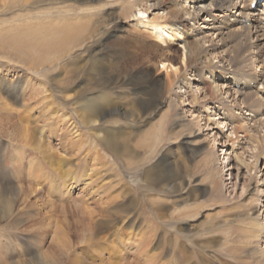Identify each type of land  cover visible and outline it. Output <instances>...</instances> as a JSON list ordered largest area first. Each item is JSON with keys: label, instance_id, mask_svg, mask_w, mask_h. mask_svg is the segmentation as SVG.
Listing matches in <instances>:
<instances>
[{"label": "rangeland", "instance_id": "obj_1", "mask_svg": "<svg viewBox=\"0 0 264 264\" xmlns=\"http://www.w3.org/2000/svg\"><path fill=\"white\" fill-rule=\"evenodd\" d=\"M173 1L160 0L166 10L170 9ZM7 5L6 0H0V34L6 31L8 34L13 32L9 29L16 24L11 21L15 15L25 17L46 8L42 3L38 8L30 5L22 10H8ZM116 5L113 3L102 8L100 17H107L109 8L113 11ZM250 8L244 12L253 10L257 13V25L244 31L240 38L231 39L226 34L208 37L205 45H210L206 48V56L213 60V65L217 67V64L222 63L228 66L239 79L242 76V81L244 76L247 80H251L255 75L259 78L264 77V8L257 9L258 11ZM259 21L263 22L260 28ZM26 23L30 24V20L27 19L24 24ZM235 25L233 22L230 23L227 31ZM245 26L249 24L245 22ZM183 30L190 40L192 29L189 27ZM136 33L128 37L127 31L123 32L120 27L115 29L111 25L100 33V37H94V40L85 44L84 54L76 52L72 60L64 62L57 73L50 76L63 78L68 76L65 74L67 70H79L78 76L74 78V84L65 92L68 95L79 94L86 84L89 85L93 80L94 75L89 73L88 69L90 70L92 61L100 58L99 54H94L105 44L112 43L117 35H122V38H128L125 44H128L129 50L137 54L147 52L146 62L142 66L150 71L152 80L149 87L140 90L130 86L115 88L110 92L112 97L117 98L120 95L128 99L137 98L153 91L155 80L164 77L161 66L155 61V57L162 53L160 49L163 47L158 48L159 42L149 34ZM113 34L116 35L114 39ZM171 43L172 45L163 51L167 53L173 65L179 66L182 51L177 43ZM12 58V53H0V78L5 76L23 81L29 79L30 86L23 94L25 101L21 100L23 101L21 104L27 102L33 85L36 88L47 84L48 91L56 90L46 80H41L37 75L28 72L25 65L15 60L12 62L10 60ZM258 63L260 64L258 68L250 70ZM188 64L187 66L191 67L194 63L192 61ZM192 70L197 72L200 69L193 67ZM229 84L231 79L228 81ZM205 87L203 82H196L192 91L198 89L199 100L195 102L186 97V102H191L189 105L170 112L163 143L154 151L155 153L146 154L147 158L139 165H131V159L109 155V151L99 147L101 160L96 166L99 173L91 184L93 189L88 187V180L91 177L87 178L89 170L87 164L93 161L94 150L87 156L86 163L83 162L85 150L64 153L69 164L73 165L68 174L72 178L68 183L69 188L73 186L68 193L69 196L63 194L64 188L60 192L58 189L60 183L64 182V177L46 178L50 176L45 174L48 172L47 165L43 169L44 174L32 184L27 178L20 180L15 174L9 173L10 157L15 150L11 149L12 141L7 135V130H0V168L3 166L7 172L0 176V191L1 189L3 191L0 192V264H35L41 254L53 259L54 264H264V97L255 96L257 91L255 87L241 91L238 84L232 85V89L228 91L222 88V92L213 97H209L205 92L201 96L202 92L199 94V91L205 90ZM22 88L23 84L20 89L7 92L1 85L0 96L13 103L11 99L18 97L17 94L21 93ZM102 92L105 91L91 92L89 88L85 93V99L92 95H100ZM237 92H242L243 95L236 94ZM247 94H253L254 98L249 100ZM17 103L14 104L15 110H19L21 106L20 101ZM208 107L213 108L209 110ZM203 108L208 109L202 111ZM61 110L69 118L74 119L71 121L78 122L73 111L66 108ZM166 111V107L159 108L143 121L128 122L119 117L120 124L117 127L102 124L97 130L106 131V127H109L116 130L115 135L121 137L125 134L139 135L156 125ZM38 113L39 111H33V116L39 117ZM6 114L7 112L0 108V119ZM177 114L181 115L180 123L175 119ZM201 116L205 121H200ZM117 117L112 115L109 118L112 121ZM14 118L18 120L17 117L13 116L12 119ZM208 118L215 119L210 126L206 125ZM187 121L188 124L189 122L192 124L190 128L186 125ZM19 122L17 121L16 126ZM38 125L45 126L43 123ZM6 126L10 128L9 124ZM45 127L48 131L45 130L41 138L48 140L53 148L55 146L58 148L57 141L62 134L63 140L69 138V133L64 132L65 126L61 121L51 128ZM191 130L196 134L197 130L204 131L189 141L184 137ZM80 131L88 137L89 142H93L92 136L85 132L82 126ZM186 141H193L194 144H184ZM26 149H28L25 152L28 155L26 158L32 157L34 153L29 146H26ZM129 152L143 156L142 151H133L129 148ZM61 153L58 149V155ZM228 160L230 170L226 171ZM175 166H180L181 172L179 169L174 170ZM184 167L186 175L183 173ZM162 172L167 174L169 172L171 175L181 174L185 181H182V185L178 179L176 182L172 180L170 184L160 182L161 179L158 177ZM101 177L106 183V191L97 189L101 186ZM226 178L228 179L225 180ZM30 186L38 189V196L19 194V187L26 191ZM90 190H96L100 196L102 194V203L105 204L97 203L96 198L88 194ZM27 197L29 199L25 200ZM30 203H33L31 207ZM115 204L123 207V212L118 215H125V218L128 217L131 221L126 222L123 218L124 220L116 224V228L106 229L104 225L106 220L103 217L108 214L99 213L98 210ZM7 208L9 212H5ZM83 210L99 213H96L97 221L94 223L103 224V230L98 234V238L102 240L95 243L87 242V237L79 234L80 227L75 221L83 219L80 214L84 213ZM258 222L263 224V228L255 230L254 226ZM130 225L131 230H128L127 226ZM54 231L59 234H55ZM55 235H60V238ZM62 241L69 244V249L67 248L68 251L64 254L58 250ZM160 243L161 246L157 248ZM119 246L123 247L120 249V255L117 251Z\"/></svg>", "mask_w": 264, "mask_h": 264}, {"label": "bare ground", "instance_id": "obj_2", "mask_svg": "<svg viewBox=\"0 0 264 264\" xmlns=\"http://www.w3.org/2000/svg\"><path fill=\"white\" fill-rule=\"evenodd\" d=\"M6 1L8 3V10H22L30 5L34 8H38V5L42 3H44L46 7L44 11L41 10L39 13H33L25 17L15 15L11 21L16 22V24H14L13 28L9 29L13 30L14 33L11 32L8 34L6 31L0 34V53H12L13 58L10 59L12 62L16 61L25 65L28 72L37 75L41 80H46L47 83L51 84V86L56 89L53 88L55 91L51 89V91H48L47 84H42L44 87L36 88L33 85L32 92L28 94L26 99L27 102L21 104L25 101L23 100V94L30 86L29 79L23 81L21 79L13 80L5 76L0 78V86L2 85L6 88L7 92L18 90L21 84H23L21 93L17 94L18 97L11 99L13 103L7 102L2 95L0 96V108H3L7 112L6 116L0 119V130H7V135L11 137L10 141H12L10 144L11 149L12 151L15 150L10 157L11 169H9V173L15 174L20 180L27 178L30 184L37 182V179L44 174L43 169L45 165H47L48 172L45 174H50V176H46V178L53 176L64 177L65 180L62 184L60 183L58 189L60 192V190L64 188L65 192H63V194L69 196L68 193L73 186L69 188L70 185H68V183L72 178L69 177L68 174H70L73 165L71 166L65 158L64 153L67 151L74 152L76 150L80 152L85 150L86 154L83 158L85 161L83 160V162L86 163L87 156L94 150L93 153L95 155H93V161L87 164L89 168L87 178L91 177L88 180V187L91 189H93L91 184H93V180L96 179L99 173L96 168L98 161L100 162L101 160L98 152L99 147V149L102 148L109 151V155L131 159V165H139L142 160L147 158L146 154L149 152L150 154L155 153L154 151L163 143L170 112L179 109L181 106L184 107L189 105L191 102L187 103L186 97L195 102L199 100L198 89L197 91H192L196 82H203L204 85H206L205 90L199 91V94L202 92V94H200L201 96L206 93L209 97H213L219 95L220 92H222V88L228 91L230 88L232 89V85L238 84L239 87H241V91L255 87L257 90L255 91V96L264 97L263 76L259 78L255 75L251 80H247L244 76V81H242V76L239 79L234 70H231L222 63L217 64L216 67L213 65V60L206 56V48L210 46H205L208 42L206 38L213 36L218 37L225 34L231 39L234 37L240 38L241 35L245 33L244 31L253 28L257 23L256 18L258 14L253 10L244 12L248 7H251L253 0H174L170 9L167 10L160 0ZM113 3L117 4L115 9L112 11V8H109L108 16L105 18L100 17L102 8ZM260 8H264V3L259 4L255 8V11ZM23 19H29L30 24H24L26 20L23 21ZM232 22L236 25L230 27L231 29L227 31V28H229ZM245 22L248 23L249 26H245ZM5 23H8V21H5ZM258 23L260 28V24H263V22L261 21L260 23L259 21ZM197 24L199 26L195 27ZM111 25L115 29L120 27L123 32L127 31L129 34L128 37L138 32V34L142 35L143 33L149 34L150 37L158 41V48H163L160 49L162 53L155 57V61L161 66L164 77L155 80L153 84L155 87L154 89L152 88L153 91L142 94L137 98L128 99L126 96L120 97V95L117 98H115L116 96L112 97L110 92L115 88L130 86L135 88V90H140V88L149 87L150 80H152L150 71L142 66L146 62L145 55L147 52L137 54V52L129 50L128 44H125L128 38L123 37L125 39L124 41L122 35H117L115 40L111 41L112 43L105 44L102 49L94 54H99L100 58L90 63L92 66L90 70L88 69V72L93 74L94 77L93 80L89 82V85L86 84V87L83 88L79 94H65L67 89L69 90L74 84V78L78 76L80 71L76 69L67 70L65 74H68V76L63 78L56 76L51 77L50 75L56 74L64 62L72 60L76 52H81L80 55L84 54L86 52L84 51L85 44L94 40V37H100V33ZM189 27L193 31L190 33V40H188L189 36L186 31L183 30V28L187 29ZM115 36L116 35L113 34V39ZM171 42L177 43L182 51V61L179 66L173 65L167 53L165 54L163 51L164 48L172 45ZM7 58L9 59V57ZM192 61L194 64L188 67V63ZM259 65L258 63L252 66L250 70L254 67V69L258 68ZM193 67L196 69L198 67L200 70L195 72L192 70ZM215 71L218 72L214 74ZM230 79L231 84L228 85ZM89 88L91 92H96L98 90H103L105 92H102L100 95H92L85 99V93ZM238 93L243 95L242 92H237L236 94ZM247 96L249 100L254 98L253 94H247ZM19 101L21 106L19 110H15L14 104L17 102L19 103ZM163 107H166L167 111L161 116L157 124L139 135L125 134L124 137H121L115 135L114 132L116 130H112L109 127H106V131L100 128V130H97L98 126L102 127V124L104 126L112 124V126L116 125L115 127H117L120 124L119 117L128 122H134L136 120L143 121L155 110ZM205 107H207V105H205ZM64 108L74 112L78 121L77 123L71 121L74 119L71 117L69 118L66 113L62 112L61 109ZM208 108L211 110L213 107ZM208 108H203L202 111ZM33 111H39L38 114L40 116L35 118L33 116ZM59 111H61V113ZM15 112L17 113L15 114ZM112 115L118 117L110 121L109 117H112ZM13 116L17 117L18 120L15 118L12 119ZM180 116V114H177L175 118L178 121L177 123H180ZM209 118L206 121V125L210 126L215 119L211 120ZM17 121H20L18 126H16ZM60 121L65 126L64 132L69 133V138L63 140L64 136H62V134L57 141L58 148H56V146L53 148L52 145L50 146V142H47L48 140H43L41 136L45 130L48 131L45 126L51 128L52 125H56L60 123ZM200 121H205V118L201 116ZM38 123H43L45 126L38 125ZM7 124L10 125V128L6 126ZM186 125L188 128L192 126L190 122L188 124V121ZM203 125L205 124L203 123ZM81 126L85 129V132L92 136L91 139L93 140V144L89 142L88 137L80 131ZM240 130L242 131L243 129L240 128ZM203 131L204 130L200 132V130H197L196 134L194 130H191L187 136H183L190 141V139L194 140L196 137L200 136ZM157 141L159 142L157 143ZM189 141H186L184 144H194L192 143L193 141ZM26 146H29L32 153H34L33 155L36 156L32 155V157L26 158L28 156L25 153L26 150H28ZM129 148L133 149V151H142L143 156L140 157L130 153ZM58 149L62 152L60 155H58ZM226 154L231 155L230 153ZM79 161L81 162L82 160L79 159ZM191 161L192 159L187 162V165H189ZM220 165H222V163H220ZM226 165V171H229V160L226 162ZM69 169L71 170L69 171ZM178 169L181 172L180 166H175L174 170ZM6 173V169L1 166L0 176ZM183 173L185 175L187 174L185 167ZM181 176V174L171 175L169 172L168 174L162 172V175L158 178L161 179L160 182L167 184L173 181L176 182L178 179L180 180V185H182V181L185 180L183 176ZM227 179L228 178L225 180ZM59 180L61 179L59 178ZM100 182L101 186L97 189L104 191L106 189V183L102 180V177ZM50 188L52 187L50 186ZM18 191L22 196L31 194L33 197H36L39 195L38 189L31 186L26 191H24L22 187H19ZM0 192H3L2 189ZM95 192L96 190H93L88 194L93 195V197L96 198H94L95 201H98L97 203L105 204V202L102 203L103 195L101 194L100 196L98 194L99 192ZM28 199L29 197L25 200ZM32 205L33 203H30V207ZM105 208L106 207H104V209L100 208L98 211L99 213L106 212L108 214L104 217L102 216L104 220H106L104 224L106 229L110 227L116 228V224L120 223L124 220L123 218H125V215H118L123 212V207L119 204H115L111 207L107 206V211ZM83 211L84 213L80 212L83 219L75 221L77 226L80 227L79 234L81 236H86L88 239L86 240L87 242L95 243L102 240L98 238V234L102 232L103 224H101V222H99L100 224L94 223L97 221L95 215L98 212H93L92 210ZM5 212H9V208H7ZM114 217H116V219ZM125 221L129 222L131 220L126 217ZM131 227V225L127 226V229L131 230ZM261 227L263 228V224L258 222L254 226V229H261ZM54 233L59 234L57 231H54ZM55 236L60 238V235ZM67 244V242L62 241L58 250L64 254L69 249V244ZM160 246L161 243L157 245V248ZM120 249H123V247L119 246V249H117L118 254L121 252ZM39 258L40 259H37L35 264H54V260L50 259L48 256L41 254Z\"/></svg>", "mask_w": 264, "mask_h": 264}]
</instances>
